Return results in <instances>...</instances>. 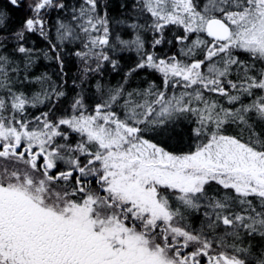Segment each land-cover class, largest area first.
<instances>
[{
	"label": "snow or ice",
	"instance_id": "6c2138e0",
	"mask_svg": "<svg viewBox=\"0 0 264 264\" xmlns=\"http://www.w3.org/2000/svg\"><path fill=\"white\" fill-rule=\"evenodd\" d=\"M0 264H264V0H0Z\"/></svg>",
	"mask_w": 264,
	"mask_h": 264
},
{
	"label": "trees",
	"instance_id": "16d2710c",
	"mask_svg": "<svg viewBox=\"0 0 264 264\" xmlns=\"http://www.w3.org/2000/svg\"><path fill=\"white\" fill-rule=\"evenodd\" d=\"M70 74H72V73L70 72Z\"/></svg>",
	"mask_w": 264,
	"mask_h": 264
}]
</instances>
